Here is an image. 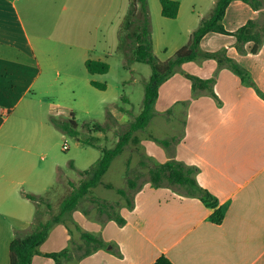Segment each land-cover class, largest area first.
<instances>
[{"label":"crops","instance_id":"crops-1","mask_svg":"<svg viewBox=\"0 0 264 264\" xmlns=\"http://www.w3.org/2000/svg\"><path fill=\"white\" fill-rule=\"evenodd\" d=\"M177 1L176 19H186L185 0ZM209 2V13H193L189 23L198 27L202 18L210 16L217 0ZM130 6L128 0L124 24ZM113 9L114 0H0V264H10V244L17 233L30 231L38 218L50 219L48 209L43 213V204L28 195L47 198L54 177L63 169L59 162L39 166L31 151L19 155L11 142L14 120L17 114H28L35 103L51 98L47 94L55 91L56 78H50L55 74L63 72L71 78L77 68L90 74L86 61L93 59L108 63L110 71L90 74V84L109 75L111 52L98 47L112 36ZM230 12L235 17L226 26ZM262 14L264 8L255 11L234 0L222 23L233 33ZM221 36H229L228 43L221 44ZM125 37L121 29L119 45ZM253 47L254 42H248L239 51L234 35H205L201 52L233 59L245 76L232 72L219 58L203 56L182 64L161 84L152 117L179 121L175 141L165 148L155 140L164 139L145 130L140 131L145 137L136 132L123 151L141 156L145 170L173 158L197 167L196 179L213 195L216 206L176 187H154L149 177L141 182L133 179L135 206L119 211L124 224L102 222L98 210L73 212L75 224L101 237L105 245L73 264H154L161 257L172 264H264V43L257 53ZM151 74L152 69L145 82ZM190 75L213 79L212 92L194 91ZM118 141L113 140L111 147ZM104 149L111 148H102L101 156ZM127 170L126 163L124 176ZM76 237L67 224H55L32 264H56L46 255L67 249Z\"/></svg>","mask_w":264,"mask_h":264},{"label":"rangeland","instance_id":"rangeland-1","mask_svg":"<svg viewBox=\"0 0 264 264\" xmlns=\"http://www.w3.org/2000/svg\"><path fill=\"white\" fill-rule=\"evenodd\" d=\"M127 1L114 0L112 36L110 41L100 42L98 47L111 52L112 70L109 75L98 78L99 82L107 84L108 90L101 91L94 88L89 81L90 74H82L78 68L71 78L63 72L55 74L50 77L56 78L55 91L47 94L51 98L47 97L44 101L35 103L28 114H17L18 119L14 120L11 142L19 155L22 154V150L33 152L35 163L39 166L52 162L63 164V169L54 177V188L46 198L52 208L48 209L46 204L42 206V212L47 211V208L50 218L59 212L60 202L71 191L68 182L73 181L78 185L81 179L79 170L89 169L92 162L101 156L102 148H112L113 140L120 138L135 118V114H139L142 110L146 83L144 77L151 73V67L148 64L135 62L134 53L127 51L122 43L119 45L117 39L121 29L126 36L130 32L135 33L134 25L130 26V29L125 28L124 10ZM209 4V0H185L183 12L186 19H167L161 14L160 0H148L155 56L161 61H166L185 46L192 33L198 28L196 24L189 23L188 17L193 13L208 14ZM234 17L230 12L225 22L226 26H229ZM229 40V36H221L220 43H228ZM202 57L199 56L198 60ZM128 98L131 100L130 103L124 100ZM57 102H61L62 105L57 107ZM72 117L78 124V136L58 129L51 121L56 119L59 122H67ZM95 124L100 125L102 131H96L92 127ZM180 129L181 124L175 117L169 120L163 116H155L144 133L170 139L176 136ZM142 133L139 132L140 137H145ZM64 143L68 144V150L62 149ZM70 161L75 165V169L70 167ZM126 163L128 170L124 176L122 170ZM146 165L141 156L123 152L114 160L102 181L112 184L114 188H127L128 179L141 182L149 177L148 170L144 168ZM133 193L134 191L128 190L129 198ZM95 196L111 200V203L117 202L120 207L126 205V200L117 195L114 189L99 186L91 189L78 208L97 211V205L92 202ZM115 199L117 200L113 201ZM56 211L58 212L55 213ZM73 242L72 247L75 249L79 243L78 237Z\"/></svg>","mask_w":264,"mask_h":264},{"label":"trees","instance_id":"trees-1","mask_svg":"<svg viewBox=\"0 0 264 264\" xmlns=\"http://www.w3.org/2000/svg\"><path fill=\"white\" fill-rule=\"evenodd\" d=\"M234 0H217L211 14L207 18H202L198 28L192 33L189 42L179 49L172 58L161 61L153 52V40L151 34V15L149 11L148 0H131L129 19L126 22V28L135 26V33H128L126 42L123 46L134 53V61L138 63L148 64L152 69L150 79L145 83V91L143 98V107L141 113L132 120L127 130L120 136L119 141L114 148L104 149L102 156L92 164L87 170H79L81 176L77 185L73 181H69L71 191L62 199L59 204V212L54 214L48 221L44 222L39 218L31 226V230L26 233H17L14 240L10 244V264H32L34 255L39 253L40 246L46 241L51 228L58 223H65L68 226L71 235L77 233L79 235V243L74 249L71 241L70 247L67 249L50 253L46 256L52 258L56 264H71L79 262L81 259L91 255L100 248H103L104 242L101 237L92 233L83 231L75 224L72 214L78 209L79 204L86 199L91 189L100 185L108 189L114 187L110 184H104L103 176L108 172L112 162L123 153L126 146L136 132L145 131L149 122L153 117L154 104L159 96V88L166 80L172 77L179 67L195 60L199 56L210 58H219L232 72L240 77L245 76L244 68L233 59L221 54L202 53L200 51L201 40L208 33H219L226 35H234L238 39V50H243V45L248 42H254L253 53H257L264 43V14L255 21H249L236 32L230 33L223 26L227 8ZM255 11H262L264 8V0H241ZM161 14L167 19H176L180 10V2L177 0H160ZM130 49V50H129ZM86 68L91 75L107 74L110 71V65L106 62L89 59L86 61ZM192 81L194 91L207 90L212 92L214 80H203L195 76H189ZM91 85L101 91L107 89L106 83L91 81ZM52 123L60 130L68 132L74 136H78V124L76 119L72 117L67 122H59L51 119ZM96 131H102L100 125H93ZM165 148H169L172 139H155ZM85 142V141H84ZM89 143V142H85ZM144 164V163H142ZM70 167L75 169V165L70 161ZM198 173L197 167L186 166L176 159H170L164 164L153 165L149 167V181L154 187H176L183 194L190 197L202 199L211 207L216 206L213 195L203 187H201L196 179ZM117 195L126 200V205L121 206L119 203H111L105 199L94 197L92 202L97 205L98 215L102 222L115 220L118 224H124V219L119 211L122 207L133 209L135 206L134 193L131 198L128 196V190L136 191V183L133 179L127 180V188H114ZM28 198L38 204H46L48 209L52 206L46 201L45 197L28 195ZM119 209V210H118ZM77 251V252H76ZM154 264H172L166 257L159 258Z\"/></svg>","mask_w":264,"mask_h":264},{"label":"built area","instance_id":"built-area-1","mask_svg":"<svg viewBox=\"0 0 264 264\" xmlns=\"http://www.w3.org/2000/svg\"><path fill=\"white\" fill-rule=\"evenodd\" d=\"M68 148H69L68 144H67V143H64L62 149H63V150H68Z\"/></svg>","mask_w":264,"mask_h":264}]
</instances>
